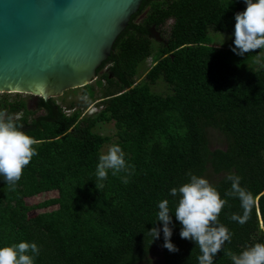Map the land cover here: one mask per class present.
<instances>
[{"label":"trees","instance_id":"obj_1","mask_svg":"<svg viewBox=\"0 0 264 264\" xmlns=\"http://www.w3.org/2000/svg\"><path fill=\"white\" fill-rule=\"evenodd\" d=\"M245 7L244 0H143L98 68L95 84L80 87L81 98L99 100L101 109L92 115H84L77 101L37 97L34 109L25 98L0 96V109L37 141V154L16 186L0 179V246L35 241V264H141L155 247L162 248L165 264H198L199 247L179 236L174 215L170 240L177 251L162 246V228L152 242L148 229L153 223L160 228L159 200L174 208L168 189L186 182L188 171L205 176L209 167L222 174L212 183L221 195L230 189L229 172L239 174L253 195L243 224L230 219L242 213L239 200L226 197L218 219L232 236L213 264H232L230 253L264 242V56L257 70L244 74L263 49L240 56L232 46L212 44L208 35L210 29L231 34L234 13ZM169 20L168 36L155 44L154 32L161 34ZM149 57L154 64L141 73ZM159 80L170 93L152 90ZM109 122L132 168L115 176L109 170L95 183L98 155L112 139L96 127ZM209 128L225 134L226 148H211ZM53 190L58 196L27 202Z\"/></svg>","mask_w":264,"mask_h":264},{"label":"clouds","instance_id":"obj_2","mask_svg":"<svg viewBox=\"0 0 264 264\" xmlns=\"http://www.w3.org/2000/svg\"><path fill=\"white\" fill-rule=\"evenodd\" d=\"M244 3V10L234 13L235 23L231 33V50L240 56L249 50L264 49V0H244ZM36 143L35 138L22 129L18 118L0 109V179L14 188L24 167L37 154ZM131 168L121 146L118 143L111 144L106 152L98 155L95 183L107 179L109 170L115 176L129 173ZM186 175V182L168 189L169 195L175 198L173 209L170 210L168 199L158 201L155 222L159 221L161 225L158 228L153 223L148 234L152 242L162 228V246L169 251H177V246L170 240L175 226L172 223L174 215L180 224L179 236L194 241L199 247L198 264H213L215 254L226 241L230 242L232 236L230 229L218 219L221 209L227 204L226 197L234 196L239 200L242 213L234 212L230 219L243 224L253 206V195L241 186V176L233 172L225 177L231 183L230 189H226L223 195L205 176L191 171ZM120 178L123 183L128 182V175ZM39 251L35 241L20 240L4 244L0 246V264H35ZM229 255L232 264H264V242H255Z\"/></svg>","mask_w":264,"mask_h":264},{"label":"water","instance_id":"obj_3","mask_svg":"<svg viewBox=\"0 0 264 264\" xmlns=\"http://www.w3.org/2000/svg\"><path fill=\"white\" fill-rule=\"evenodd\" d=\"M142 1L0 0V92L49 99L93 83Z\"/></svg>","mask_w":264,"mask_h":264},{"label":"rangeland","instance_id":"obj_4","mask_svg":"<svg viewBox=\"0 0 264 264\" xmlns=\"http://www.w3.org/2000/svg\"><path fill=\"white\" fill-rule=\"evenodd\" d=\"M171 23H172V20H169L167 22V24L163 27L161 34L159 32H154L153 39L155 40V44H157V42H159V40L161 39L160 35H163L164 37L168 36L169 26L171 25ZM221 33L223 34L224 39L222 38ZM208 35L210 37L212 44L224 45V46H233V44H232L233 37L231 36V34H227L224 32L215 31L213 29H210ZM263 56H264V49H263L262 53L258 56V63L257 64H248L246 70L244 71V74L249 75L252 72H254L255 70H257L260 66V63H261ZM142 66L143 67H141V73H143L145 71V69H147L149 67L148 62L146 61V63ZM95 81L92 84H95ZM168 86L169 85L167 83H165L163 80H159L156 84L152 85V90L155 92L168 94L171 92V89H169ZM81 92H82V88H79L77 90H71L70 89V90L65 91L62 95H60L56 98H58V101L60 103H63V104L66 102H69V101H77L78 106L82 107V111H83L82 113L88 115L90 112H92L95 109V108H91L90 106L93 103H95V105H97V101H99V100L98 99H91L89 97L81 98ZM2 95H5V94L3 92H0V96H2ZM7 95L10 98H20V97L25 98L27 101H36V99H37V96L35 97V96H32L28 93L12 92V93H8ZM98 109L100 110L101 106L98 107ZM96 131L103 134V135H109L112 137L111 141L106 143L103 146L102 152H106L107 148L111 144L116 143V135H115L116 127H115L114 122L98 123L97 127H96ZM208 137H209L210 146L212 149H214V148H226V146H227L226 136L221 131L214 129V128H209L208 129ZM221 176H222V174H215L210 169V167H209L207 173L205 174V177L210 181V183L216 182L217 180H219L221 178ZM56 196H58L57 190L48 191V192L40 193L36 196H32V197L27 198V202L29 204H35L38 202H42L48 198L56 197ZM57 207H58V205L50 206L48 208L35 209L31 212V214H36V213L41 212V211L55 209ZM141 264H165V261L163 258L162 248L161 247H155L151 251L148 261L142 262Z\"/></svg>","mask_w":264,"mask_h":264},{"label":"built area","instance_id":"obj_5","mask_svg":"<svg viewBox=\"0 0 264 264\" xmlns=\"http://www.w3.org/2000/svg\"><path fill=\"white\" fill-rule=\"evenodd\" d=\"M147 62H148V66H149V68H151L152 66H153V64H154V61H153V58L152 57H149L148 59H147ZM98 78V77H97ZM97 80V79H96ZM85 97H87V96H85ZM91 108H95L92 112H90L88 115H92V114H94V113H96L97 111H99V109H98V107H100V106H97V105H95V103H93L91 106H90ZM65 108V107H64ZM65 111L67 112V113H70L71 112V110L70 109H66L65 108ZM84 114V113H83ZM84 115H86V114H84Z\"/></svg>","mask_w":264,"mask_h":264},{"label":"flooded vegetation","instance_id":"obj_6","mask_svg":"<svg viewBox=\"0 0 264 264\" xmlns=\"http://www.w3.org/2000/svg\"><path fill=\"white\" fill-rule=\"evenodd\" d=\"M32 96H33V95H32ZM35 97H36V96H35ZM28 103H29L30 106H33L34 109H36V107H37V101H28Z\"/></svg>","mask_w":264,"mask_h":264}]
</instances>
